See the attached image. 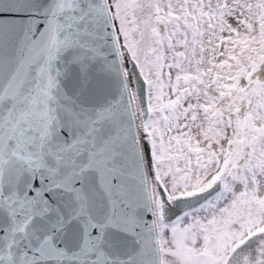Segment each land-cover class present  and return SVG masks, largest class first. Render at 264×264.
I'll list each match as a JSON object with an SVG mask.
<instances>
[{
    "label": "snow or ice",
    "instance_id": "obj_1",
    "mask_svg": "<svg viewBox=\"0 0 264 264\" xmlns=\"http://www.w3.org/2000/svg\"><path fill=\"white\" fill-rule=\"evenodd\" d=\"M0 264H264V0H0Z\"/></svg>",
    "mask_w": 264,
    "mask_h": 264
}]
</instances>
